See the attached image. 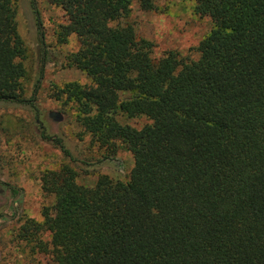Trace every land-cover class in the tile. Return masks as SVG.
Listing matches in <instances>:
<instances>
[{
  "label": "trees",
  "instance_id": "obj_1",
  "mask_svg": "<svg viewBox=\"0 0 264 264\" xmlns=\"http://www.w3.org/2000/svg\"><path fill=\"white\" fill-rule=\"evenodd\" d=\"M133 1L155 8L48 0L66 18L56 42L78 43L68 66L90 80L51 96L75 106L99 147L130 152L133 166L126 181L101 174L91 186L69 166L45 172L54 215L26 220L20 236L53 264H264V0H192L212 22L195 59L176 50L154 58L153 43L122 22ZM16 16V0H0V102L33 101L24 98ZM119 116L148 122L136 128Z\"/></svg>",
  "mask_w": 264,
  "mask_h": 264
},
{
  "label": "rangeland",
  "instance_id": "obj_2",
  "mask_svg": "<svg viewBox=\"0 0 264 264\" xmlns=\"http://www.w3.org/2000/svg\"><path fill=\"white\" fill-rule=\"evenodd\" d=\"M34 1L39 24L31 0H16L17 29L25 48L24 98L33 101L0 102V214L13 216L14 194L3 183L19 190L16 217L0 216V264H53L37 241L19 232L26 220L42 222L44 213L54 215V198L41 187L45 172L69 166L79 184L91 186L101 174L126 181L133 166L130 152L120 145L114 153L99 147L77 124L75 106L51 96L56 87L90 80L68 66L67 55L78 48L75 37L66 44L56 42L58 26L66 23L63 11L48 0ZM122 22L131 24L138 38L153 43L154 58L169 50L197 58L195 48L212 28L210 18L195 13L192 0H155L152 11L141 10L133 1ZM118 119L136 128L148 122L145 117ZM43 134L60 139L61 148L43 139ZM38 238L48 243L50 235L41 232Z\"/></svg>",
  "mask_w": 264,
  "mask_h": 264
},
{
  "label": "flooded vegetation",
  "instance_id": "obj_3",
  "mask_svg": "<svg viewBox=\"0 0 264 264\" xmlns=\"http://www.w3.org/2000/svg\"><path fill=\"white\" fill-rule=\"evenodd\" d=\"M3 185L6 186V187L8 188V190L14 194V195H13V199H12V201H11V203H10V208H11V210H12V212H13V216H8V215H6V214H0V216H3V217H7V218L12 219V218L16 217L15 203H16V200H17V195H18V193H19V190H17L16 188H14L13 186H11V185H9V184H7V183H3Z\"/></svg>",
  "mask_w": 264,
  "mask_h": 264
}]
</instances>
